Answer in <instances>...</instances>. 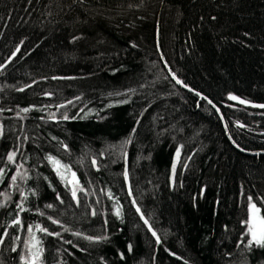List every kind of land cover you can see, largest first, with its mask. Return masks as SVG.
<instances>
[{
  "label": "trees",
  "instance_id": "1",
  "mask_svg": "<svg viewBox=\"0 0 264 264\" xmlns=\"http://www.w3.org/2000/svg\"><path fill=\"white\" fill-rule=\"evenodd\" d=\"M0 65V264H264V0H0Z\"/></svg>",
  "mask_w": 264,
  "mask_h": 264
},
{
  "label": "snow or ice",
  "instance_id": "2",
  "mask_svg": "<svg viewBox=\"0 0 264 264\" xmlns=\"http://www.w3.org/2000/svg\"><path fill=\"white\" fill-rule=\"evenodd\" d=\"M17 50H19V49H17ZM13 55H15V53H13ZM0 67H3V66L0 65ZM22 90L23 89H21V91ZM230 99H237V97H230ZM261 107H264V105H261ZM23 111L27 112L28 109L25 108V109H23ZM64 118L67 119L68 117L65 116ZM133 131H135V129H133ZM126 142L130 143L131 141L129 140ZM14 156H15V152H10L8 154V159L11 161V160H13ZM47 159L50 162H52L57 167V169H59L60 167H67V166L61 165L60 162L52 156H48ZM95 163H96V161L93 160V164H95ZM2 171L3 170L0 169V172H2ZM57 174L60 175L61 173L58 171ZM72 176L75 177V173H72ZM15 179H16V177L13 176V181H15ZM72 195H73V198H75L76 192L73 191ZM249 200L251 201V197H249ZM18 207H20V206L18 205ZM47 207H52V205H47ZM23 210L24 209L21 207V211H23ZM137 211L139 212V209H137ZM249 212H250L249 220L246 222L247 223V231H248V233L251 234V239L249 240V245H251L253 242H255L257 245L264 246V217L259 215L260 209L257 208L256 205L253 203L249 204ZM116 214L118 216L120 215L119 210H117ZM53 222L55 223L56 221H53ZM14 223H19V221L18 220L14 221ZM145 223H147V221H145ZM36 227L42 232H47V229L40 228L39 225H37ZM258 231H259V235H258ZM29 232H31V226H29ZM52 234L53 233H49V235H52ZM55 235H59V233H55ZM153 235H155V233H153ZM17 239H19V238L17 237ZM88 239L92 240L93 237H88ZM96 239H106V237H101V238H96ZM129 250H131V246H129Z\"/></svg>",
  "mask_w": 264,
  "mask_h": 264
},
{
  "label": "water",
  "instance_id": "3",
  "mask_svg": "<svg viewBox=\"0 0 264 264\" xmlns=\"http://www.w3.org/2000/svg\"><path fill=\"white\" fill-rule=\"evenodd\" d=\"M162 61L164 62V64L166 65V63H165V60H164V58H162ZM166 70H169L168 69V67L166 68ZM171 75V77L177 82V83H179V84H181L180 82H178V80L175 78V76H174V74L173 73H171L170 74ZM184 86V85H183Z\"/></svg>",
  "mask_w": 264,
  "mask_h": 264
},
{
  "label": "rangeland",
  "instance_id": "4",
  "mask_svg": "<svg viewBox=\"0 0 264 264\" xmlns=\"http://www.w3.org/2000/svg\"><path fill=\"white\" fill-rule=\"evenodd\" d=\"M250 203H253L252 201H250ZM254 204V203H253ZM258 208V207H257ZM259 215H260V213H259ZM249 216H250V212H249ZM261 216V215H260ZM249 220V219H248ZM247 233H248V231H247ZM258 235H259V231H258ZM248 236H249V238L251 239V234L250 233H248Z\"/></svg>",
  "mask_w": 264,
  "mask_h": 264
}]
</instances>
